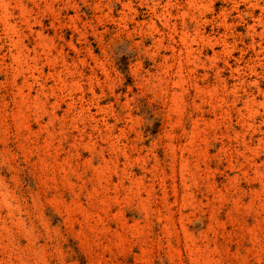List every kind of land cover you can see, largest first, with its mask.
Listing matches in <instances>:
<instances>
[{
    "label": "rangeland",
    "instance_id": "obj_1",
    "mask_svg": "<svg viewBox=\"0 0 264 264\" xmlns=\"http://www.w3.org/2000/svg\"><path fill=\"white\" fill-rule=\"evenodd\" d=\"M0 264H264V0H0Z\"/></svg>",
    "mask_w": 264,
    "mask_h": 264
}]
</instances>
